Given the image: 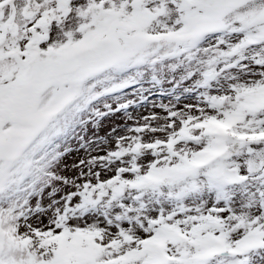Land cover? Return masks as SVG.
<instances>
[{"label":"snow or ice","instance_id":"snow-or-ice-1","mask_svg":"<svg viewBox=\"0 0 264 264\" xmlns=\"http://www.w3.org/2000/svg\"><path fill=\"white\" fill-rule=\"evenodd\" d=\"M0 264H264V0H0Z\"/></svg>","mask_w":264,"mask_h":264}]
</instances>
